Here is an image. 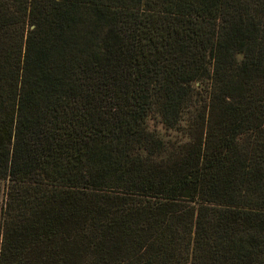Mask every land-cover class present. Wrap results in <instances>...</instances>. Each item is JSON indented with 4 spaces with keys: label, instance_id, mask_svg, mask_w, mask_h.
I'll return each mask as SVG.
<instances>
[{
    "label": "trees",
    "instance_id": "16d2710c",
    "mask_svg": "<svg viewBox=\"0 0 264 264\" xmlns=\"http://www.w3.org/2000/svg\"><path fill=\"white\" fill-rule=\"evenodd\" d=\"M0 228V264H264V0H0Z\"/></svg>",
    "mask_w": 264,
    "mask_h": 264
},
{
    "label": "rangeland",
    "instance_id": "374dc122",
    "mask_svg": "<svg viewBox=\"0 0 264 264\" xmlns=\"http://www.w3.org/2000/svg\"><path fill=\"white\" fill-rule=\"evenodd\" d=\"M210 90L211 91H210L209 96H207V100L204 101V103H203L204 105H206V111H207V122L205 123V129L208 128V126L210 124V120L215 119V115H216V109H214L213 102H212V99H211V92H213L212 87H210ZM187 124L188 123L185 122L186 126H187ZM169 134H168V136H171V133H169ZM1 236H2V231H1V228H0V243H1Z\"/></svg>",
    "mask_w": 264,
    "mask_h": 264
}]
</instances>
